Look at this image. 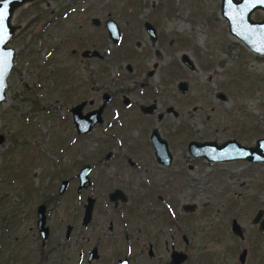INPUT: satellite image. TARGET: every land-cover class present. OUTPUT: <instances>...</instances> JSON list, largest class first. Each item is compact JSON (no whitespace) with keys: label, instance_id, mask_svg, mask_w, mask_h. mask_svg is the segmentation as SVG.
Masks as SVG:
<instances>
[{"label":"rangeland","instance_id":"rangeland-1","mask_svg":"<svg viewBox=\"0 0 264 264\" xmlns=\"http://www.w3.org/2000/svg\"><path fill=\"white\" fill-rule=\"evenodd\" d=\"M250 16L261 19L264 11L255 8ZM108 17L119 28L116 43L109 40L103 24ZM143 21L155 27L154 40ZM11 23L17 26L8 41L14 57L0 101V264L18 252L21 240H33L34 208L44 199L51 198L48 214L51 209L53 217L62 218L52 232L55 237L63 223L73 220L79 225L73 218L82 211L85 192L77 194L76 176L62 193L56 188L62 178L77 171L76 164L100 152L99 138L104 134L102 127L77 134L69 107L91 97L95 104L102 89L121 88L131 92L134 101L152 100L163 112L166 105L172 106L177 115L165 112L155 127L169 140L177 160L187 153L184 140L232 137L253 145L254 139L264 136V54H255L228 32L219 0H30L14 10ZM82 49H96L101 57L81 56ZM181 53L193 60V69L181 63ZM140 79L145 81L142 88ZM180 79L188 83L184 93L176 87ZM34 99L38 108L31 110ZM87 107L85 102L83 109ZM112 113L121 114L116 108ZM121 120L135 149L147 152L152 119L130 108ZM210 164L196 161L191 168L173 164L168 171L152 164L151 180H156L160 199L140 187L138 176L132 178L136 191L128 194L138 195L154 214L168 209L174 215L171 203L181 215L179 226L161 219L151 222L149 231L158 240L159 252L166 240L185 249L184 264H264V231L256 233L257 223L250 221L256 208L264 215V162ZM217 169L225 173L215 174ZM103 174L95 173L96 182L103 181ZM182 203H193V212H182ZM232 217L243 230L242 238L230 231ZM78 229L85 235V228ZM78 233H73L66 249L65 264H74ZM181 233L187 237L186 245ZM243 246L246 255L239 262Z\"/></svg>","mask_w":264,"mask_h":264},{"label":"flooded vegetation","instance_id":"flooded-vegetation-1","mask_svg":"<svg viewBox=\"0 0 264 264\" xmlns=\"http://www.w3.org/2000/svg\"><path fill=\"white\" fill-rule=\"evenodd\" d=\"M97 57L100 58L101 54H99V56ZM189 59L193 63V60L190 57ZM180 61L183 65H185L182 62L181 58ZM154 66L155 63H152V67ZM193 68H194V64L193 67L190 69ZM127 70L128 71L130 70V65H129V69ZM150 73H151V69H147L145 71L146 75H149ZM144 82L145 81L143 79H140L139 88H142L144 86L143 84ZM185 82L188 87L187 81ZM176 87H177V82H176ZM148 90H149L148 86L144 87V90L141 93V95L145 97L148 93ZM178 91L181 93L185 92V91H180L179 89ZM223 97L224 95L220 93L219 98L223 99ZM80 101H84L82 105V109L84 107L85 102H87V104L90 106L83 109L82 111L83 114L88 113L100 107V111L98 115L100 121L94 122L91 125L90 129L87 130L86 132H81V133L77 132V134L88 135L91 131H93L94 128L102 127L104 137L99 138L101 146L100 148L98 147V149L100 150V152L90 155L87 160H84L81 163L82 165L80 164L79 166V163L76 164L77 171H74L73 173L69 174V176H67L66 178H62L59 181V185L56 188V191L58 192V194L62 193L66 185L68 184L70 185L71 182L69 183L68 181H71L76 176L77 180L73 181L76 182V186H77L76 192L78 194L79 191H83L85 192V195L82 198V200H80L82 211L80 212L79 216L74 215L76 217H74L73 219H75L76 221L79 220L78 222L80 227L86 229L85 235H83L82 232L78 233L79 225H77L73 220H70L67 223H63V230L60 229L61 230L60 234H58L57 237H55L54 233L52 232L55 228V224L58 223V219H62V218L61 217L59 218L58 214H56L53 217L52 216L53 212L51 209H50L51 214H48L49 213L48 205H49V200L51 198L49 200L44 199L38 202L34 208V216L32 217V220L34 222L36 231L33 235V240H31L30 238L29 239L25 238L24 240H21L22 245L19 246L18 252L16 254L11 253L8 256L7 260L4 259L1 261V264H10L12 260L16 264L18 263L19 264H65V259L68 254L66 249L67 248L69 249L71 247V239L73 237L74 232L78 233L79 236V240H77L74 244V251L76 252L74 264H184L187 261L188 253L185 251V249L182 246L175 245L176 242L168 243V241L163 240L162 241L163 252L162 250L159 252L158 240H156L154 236L152 237L151 232L149 231L151 222L159 219H161L162 221L165 220L164 224H168V225L174 224L179 226V223L176 222L179 221L178 217L181 218V215L180 214L178 215V212L174 208V205L171 203L169 209L175 211L174 215L170 216L168 209H164L163 213L161 214L158 213L154 214L153 212H151L150 211L151 206L149 204H144L142 202H139L138 195L132 197V195L130 196L128 194L129 191L131 192L136 191V189H134L136 185L133 184L132 178L134 176H138V178H140L141 180L140 183L142 185L140 187H142L144 190L146 189L151 192L153 191L155 193L156 180L154 181L151 180V177L153 176V172L150 170V167L152 164L156 165L158 169H165L166 171H168L170 167H173V164L176 167H179V164L180 165L184 164V167L191 168V166H194L193 163L196 161L200 163L204 162L206 164H210L213 161L214 162L229 161L230 163L232 162L234 163L244 159L236 158V159H228V160H210V159H206L201 155H193L188 151L187 143L190 140L202 141L195 139H189L186 141L184 140L183 147H184V151L187 153L183 155L184 159L182 161L175 159L170 149L169 140L164 138L161 132L159 131V129L155 127L156 122L162 121L165 112L171 113L172 116L177 115V111L173 109L172 106H171L172 110L170 111L167 110V107H170V105H166L163 112V110H158L156 108V105L152 100L148 101L147 103L134 101L133 98H131V92L127 93V91L121 88L102 89L101 91H99L98 101L95 102V104L93 105L92 103L94 102V99L92 97L87 98L86 100L82 99ZM135 103L137 104L136 106L134 105ZM112 108L119 109L121 114L120 115L113 114ZM130 108H138L142 115H146L152 119V124L149 127V130L147 131L148 133L146 137V143L149 145V149L147 152H138L135 149L133 141L131 140V136H129L128 133L124 134L123 132L125 127L124 124H122V120L120 121V119L123 118L125 112ZM153 129H156L158 136L165 141L166 149L168 151V157L162 155L161 157H159V159L157 158V155L154 152L155 149L152 140L150 138V133ZM259 137H264V136H259ZM226 139H223L221 141L215 139H204V140H214L216 142H222ZM94 156L95 157L97 156L96 159ZM163 157L165 158V161L160 160L163 159ZM175 161H177V163H175ZM252 162H258V161H252ZM259 162H264V161H259ZM84 166H87L88 169L85 173V180H83V183L79 185L78 173L80 168ZM99 171H104L106 173L103 174L102 176L103 181L101 183L96 182L97 179L95 177V173L96 172L98 173ZM222 172L223 171L218 172L217 169V173L215 172L214 173L222 174ZM125 174H127L128 177H124ZM62 180H65L66 183L65 186L61 190H59L60 183ZM105 187H110V188L104 193L101 192V190H103ZM53 194H54L53 196L56 195L55 193ZM155 194H156V198L160 199L161 193L157 192ZM95 195L99 196L100 199L96 198ZM87 198H90L92 200L91 208L89 212V218L86 221H83V213H84L85 204L87 203L86 202ZM39 206H42L43 208L42 210L43 219L40 224L37 221V210ZM179 207L184 213L185 212L192 213L195 205L193 203H182L179 205ZM257 211H260V215L258 220L256 221L257 229H255V232L256 231L258 232L259 230H260L259 232H261L262 230L264 231V226L259 227V221L264 218V215L261 216L263 211L261 208H256L254 214L250 218L251 219L250 221L252 222V218ZM184 216L185 215L182 216V219H184ZM187 216L189 217V215ZM232 219L235 220V218L232 217L230 219V225ZM230 231L232 232L231 227H230ZM241 233L243 237L242 229H241ZM174 237L175 236L172 234L170 236V239ZM181 239L183 243L186 245L187 237L184 233H181ZM31 241L34 242L33 248H31L32 246ZM242 248L245 249V253L243 257L244 260L246 255V247L243 246L240 248V250ZM172 250L183 253L184 255L183 259L180 262L174 263V258H172L171 256ZM237 259H238V254H237Z\"/></svg>","mask_w":264,"mask_h":264},{"label":"water","instance_id":"water-1","mask_svg":"<svg viewBox=\"0 0 264 264\" xmlns=\"http://www.w3.org/2000/svg\"><path fill=\"white\" fill-rule=\"evenodd\" d=\"M27 1L30 0H0V13L4 14L3 24L0 25V82H2V88H0V97L2 98H0V101L5 97V89L7 88L6 77L11 69L14 57V49L8 45V41L17 26L11 23V16L19 5ZM255 8L264 11V3H261L260 0H219L220 14L226 20L228 32L239 39L249 50L255 54L262 55L264 54V17L261 19H252L250 13ZM90 20L95 25L99 23V19L96 17H91ZM104 27L109 40L112 43H116L119 38V28L115 20L111 17L106 18L104 20ZM143 27L148 33L149 39L154 40L155 29L153 25L148 21H143ZM99 54L96 49H82L80 51L81 56H99ZM180 58L186 66L193 67V63L186 53H181ZM126 68L129 69V65ZM186 87L187 84L184 80L177 81V88L180 91H185ZM83 103L84 101H80L69 107L75 131L78 133L86 132L94 122L100 121L98 116L100 107L83 114L81 110ZM167 110H172V107H167ZM150 138L157 158L159 159L162 155L168 157L166 143L158 136L156 129L151 131ZM187 148L191 154L201 155L210 160L238 158L247 161H264V137H257L253 145L240 144L233 138H228L222 142H216L214 140H190L187 143ZM160 160L165 161V158L163 157ZM87 169V166L80 168L78 173L79 185L85 180ZM65 183V180L61 181L59 190L65 186ZM91 201L90 198H87L83 221L89 218ZM42 210V206H39L37 210V221L39 224L43 219ZM259 215L260 211H257L252 218V222H256ZM263 226L264 218L259 221V227ZM230 227L234 234L242 237L241 229L234 219L231 220ZM244 253L245 249L242 248L238 253L239 261L243 260ZM171 256L174 258V263H178L183 259L184 255L181 252L172 250Z\"/></svg>","mask_w":264,"mask_h":264},{"label":"snow or ice","instance_id":"snow-or-ice-1","mask_svg":"<svg viewBox=\"0 0 264 264\" xmlns=\"http://www.w3.org/2000/svg\"><path fill=\"white\" fill-rule=\"evenodd\" d=\"M261 3H264V0H260ZM3 21H4V14L3 13H0V25L3 24ZM0 88H2V82H0ZM2 98V97H0Z\"/></svg>","mask_w":264,"mask_h":264},{"label":"trees","instance_id":"trees-1","mask_svg":"<svg viewBox=\"0 0 264 264\" xmlns=\"http://www.w3.org/2000/svg\"><path fill=\"white\" fill-rule=\"evenodd\" d=\"M37 108H38V104H37V101L34 99V100H32L31 110H34V109H37Z\"/></svg>","mask_w":264,"mask_h":264}]
</instances>
